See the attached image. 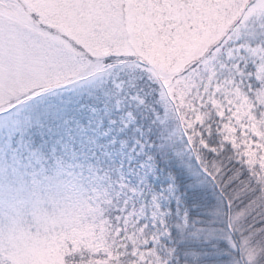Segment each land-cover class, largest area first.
<instances>
[{
  "label": "snow or ice",
  "instance_id": "6c2138e0",
  "mask_svg": "<svg viewBox=\"0 0 264 264\" xmlns=\"http://www.w3.org/2000/svg\"><path fill=\"white\" fill-rule=\"evenodd\" d=\"M149 6L173 5L0 0V202L75 165L95 174L121 221L120 213L130 209L150 213L137 224L151 237L140 251L157 254L161 264H264V127L252 137L256 164L246 162L243 148L213 143L203 133L199 144L182 137L184 147L176 148L151 100V82L143 72L126 73L135 58L118 51L143 33V10ZM241 6L233 28L257 16L264 21V0H241ZM242 31L228 45L227 64L233 67L227 70L240 73L254 92L264 87V78L257 79L264 56L252 55L257 45L264 51V26L255 36ZM97 51L103 53L99 58ZM76 54L92 67L68 75ZM261 112L264 108L258 120ZM126 253L136 259L123 244L113 252L120 258L114 264ZM86 259L81 249L70 252L65 264ZM151 260L145 256L143 264ZM0 264L8 261L0 258Z\"/></svg>",
  "mask_w": 264,
  "mask_h": 264
},
{
  "label": "rangeland",
  "instance_id": "374dc122",
  "mask_svg": "<svg viewBox=\"0 0 264 264\" xmlns=\"http://www.w3.org/2000/svg\"><path fill=\"white\" fill-rule=\"evenodd\" d=\"M171 2L173 6L166 9L149 6L143 10V33L118 49L119 54L135 58L125 72H143L149 86H155V105L178 150L183 147L181 136L199 144L203 133L213 143L222 140L243 148L246 162L256 164L258 146H253L252 137H259V129L264 127V112L259 113V120L256 116L264 108V87L253 92L246 78L227 70L233 67L227 61L232 51L229 43L238 41L244 29L248 36L257 35L264 21L257 16L246 26L242 22L233 28L241 19V0ZM93 55L99 58L103 53ZM252 55L260 59L264 51L257 45ZM76 56L68 75L87 73L92 67L80 54ZM261 78L264 65L257 68V79ZM42 179L34 190L26 188L19 196L13 192L0 202V258L8 264H65L70 252L81 249L96 264H114L120 258L113 252L123 244L136 259L126 253L120 264H143L145 256L152 257L151 264H161L157 254L140 251L151 239L137 228L143 217L150 215L142 207L121 212V221L95 174L89 176L75 165ZM27 183L32 185L30 177ZM109 209L111 219L106 214Z\"/></svg>",
  "mask_w": 264,
  "mask_h": 264
},
{
  "label": "trees",
  "instance_id": "16d2710c",
  "mask_svg": "<svg viewBox=\"0 0 264 264\" xmlns=\"http://www.w3.org/2000/svg\"><path fill=\"white\" fill-rule=\"evenodd\" d=\"M149 87V90L153 93V95L151 96V100L154 104H156V99H155V92H156V88L155 86H148ZM157 107V106H156ZM158 109V108H157ZM159 111V110H158ZM183 137V136H181ZM183 146V145H182ZM184 147V146H183ZM182 148V147H180ZM185 151H187V148L184 149ZM75 252V251H73ZM84 252L87 254V259H86V262L85 263H89V264H96L95 262L91 261V259L88 257V252L84 250ZM89 260V261H88Z\"/></svg>",
  "mask_w": 264,
  "mask_h": 264
}]
</instances>
